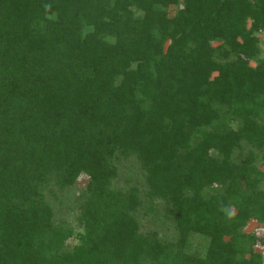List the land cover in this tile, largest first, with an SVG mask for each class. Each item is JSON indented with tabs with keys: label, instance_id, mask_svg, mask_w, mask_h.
I'll return each instance as SVG.
<instances>
[{
	"label": "trees",
	"instance_id": "trees-1",
	"mask_svg": "<svg viewBox=\"0 0 264 264\" xmlns=\"http://www.w3.org/2000/svg\"><path fill=\"white\" fill-rule=\"evenodd\" d=\"M258 34L264 0H0V264H262ZM127 158L143 187L115 184ZM80 174L74 233L52 207ZM141 195L173 242L139 231Z\"/></svg>",
	"mask_w": 264,
	"mask_h": 264
},
{
	"label": "rangeland",
	"instance_id": "rangeland-1",
	"mask_svg": "<svg viewBox=\"0 0 264 264\" xmlns=\"http://www.w3.org/2000/svg\"><path fill=\"white\" fill-rule=\"evenodd\" d=\"M172 13L173 9L169 8ZM259 38L258 48L259 55H264V35L258 34ZM264 148V147H263ZM257 157L254 159V165L259 169L264 170V158L262 151H255ZM116 180L114 181L117 186H125V181L136 184L138 187H143V179L139 173L138 166L133 159L127 158L121 160L116 165ZM87 176L80 174L73 184L67 187L62 194L58 196L56 201L53 202V221L55 223H63L72 227L74 233L81 230L78 221L81 208V191L85 187ZM141 203L135 212V218L138 224L139 231L143 234L154 235V237L161 243H171L176 238V231L173 222L168 218L167 211L160 200H154L147 203L144 197L140 196ZM245 232H253L258 241L253 246L254 250L260 253L261 263L264 264V225L257 223L254 220H248L243 227ZM187 240L190 244L192 253H200L207 239L198 234L190 235ZM76 243V239L70 237L65 241L66 246L71 247Z\"/></svg>",
	"mask_w": 264,
	"mask_h": 264
}]
</instances>
